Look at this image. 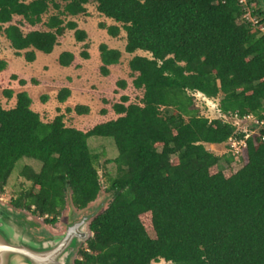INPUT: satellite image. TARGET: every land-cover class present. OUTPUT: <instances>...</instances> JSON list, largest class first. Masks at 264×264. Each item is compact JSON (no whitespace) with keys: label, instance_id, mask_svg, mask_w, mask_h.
<instances>
[{"label":"trees","instance_id":"obj_1","mask_svg":"<svg viewBox=\"0 0 264 264\" xmlns=\"http://www.w3.org/2000/svg\"><path fill=\"white\" fill-rule=\"evenodd\" d=\"M91 1L0 0V36L32 61L35 50L51 53L67 29L77 41L86 39L67 17L87 14ZM93 1L99 13L118 23L106 27L111 36L126 32V52L149 54L128 62L142 97L136 103L122 95L113 104L117 118L84 131L67 126L64 113L43 121L30 95L17 93L14 107L0 105V193L16 163L27 157L41 167L21 168L30 186L11 203L47 223L69 203L85 209L110 194L91 218L74 264H264V142L251 137L243 159L228 155L229 166L221 169V157L205 143L225 142L233 127L201 115L191 94L220 96L223 112L264 109V35L243 19L239 0ZM253 15L264 23L259 4ZM26 24L45 28L24 31ZM99 50L106 76L122 52L105 43ZM74 58L64 51L59 63L68 66ZM7 68L0 58V72ZM117 83L126 86L125 79ZM5 93L11 97L13 91ZM69 95L63 87L57 98L63 102ZM72 110L90 112L82 104L66 108ZM91 136L111 137L118 149L117 172L107 175L106 187L97 167L100 153L88 146Z\"/></svg>","mask_w":264,"mask_h":264},{"label":"rangeland","instance_id":"obj_2","mask_svg":"<svg viewBox=\"0 0 264 264\" xmlns=\"http://www.w3.org/2000/svg\"><path fill=\"white\" fill-rule=\"evenodd\" d=\"M87 8L89 10L88 14L68 16L67 19L71 18L80 21V23L85 25L86 29L88 30L90 37H87L85 41L88 43L90 48V51H88L90 52V58L89 60H85L80 54L83 49H89L88 47L86 48L84 42L76 41L73 31H66L64 36L59 37L60 48L72 50L75 53L76 58L74 62L66 68L58 67L56 64L55 67H58L59 70H54V72L57 76H59V78H61V81L58 80L56 84H53L51 89V91H55L58 90L62 84L73 82L78 96L83 97L85 101L89 103L92 111L87 115H77L74 111L67 112L65 111L66 108H64V111H61L65 113L66 125L76 126L84 130L90 129L99 122L116 118L118 115L113 110V104L119 101L122 95H128L130 98L129 102L138 103L140 101L143 91L134 87L132 83L133 76L131 75L128 62L129 59L135 54L149 55L147 52L141 50L136 51L133 54L125 52L123 47V42L124 46L126 43L125 32L124 39L122 36L114 39L105 30L103 31L98 28L99 23H104L106 25L107 19L110 18L97 12L95 8V1L93 0L87 4ZM51 12H53V10H51ZM46 17L47 15H44V19H46ZM19 19L20 17H17L15 21H18ZM23 28L25 30H29L30 28H45V26L42 24H38L36 26H29L26 24L23 26ZM100 42H106L107 44L113 43L116 46L121 48L123 47L121 61L117 65L113 66L111 73L108 76H103L99 72L98 65L101 63V59L99 55L98 44ZM8 48L9 46L6 44H0V51L3 53V55L9 54L10 56H13V51H8ZM59 50V47H55V51H53L52 54L57 53L58 55ZM40 56H49V58L47 59L46 57V60L43 61L46 63L44 66H33V70L35 72L33 71L32 73L39 74L40 72V76H42L43 73H49L48 71L50 69V65L54 66V60L51 59L50 55H47L46 53H42ZM26 75L27 78H29V76L32 74L26 73ZM9 79H11L10 76H4V78L0 80V104L5 107L12 106V103L10 104L7 101L3 102L5 100L3 98L4 90H2V87H7L8 82L12 84V81ZM120 79L126 80V86L123 87L117 83V81ZM41 95L43 96L44 93H41L40 95L37 94V97L34 95V98L36 105L42 107L43 102L41 100ZM195 95L196 103L200 108L201 115L210 118L217 116V108L219 107L220 96L211 99L206 98L204 95L199 93H195ZM103 107L107 109V112L104 115H102L100 111ZM163 111H165V109ZM169 111H171V109H169ZM56 112L58 111L55 110L54 106H51L49 114L45 117L42 116L43 121L52 120V117ZM205 145L209 150L221 157L219 161V167L221 169H227L229 164L225 160V157H227L229 153L226 150L225 144L205 143ZM88 146L93 153H100V159L97 163V167L99 169L102 184L104 187H106L108 185L106 179L107 175H115L117 172L116 164L113 162L114 158L118 155L116 144L111 137L91 136L88 139ZM24 165H31L35 170L38 171L41 167V162L33 158L24 157L16 163L4 191L0 193V208L14 216L16 220H23L24 223L27 224L30 234L37 239L51 238L54 236V234L64 230L69 224L81 219L85 215H90L92 218L96 212L105 206L110 196V194L102 193L96 201L92 202L85 209H77L71 203H69L66 208L63 209L62 213L55 218L56 220L54 223H47L44 221V218L34 216L28 210L15 208L11 203V201L17 197L22 189L28 188L30 186V182L20 175V170ZM76 250L70 256L67 264H74L73 261L76 257ZM152 264L169 263L161 260L160 262H153Z\"/></svg>","mask_w":264,"mask_h":264},{"label":"crops","instance_id":"obj_3","mask_svg":"<svg viewBox=\"0 0 264 264\" xmlns=\"http://www.w3.org/2000/svg\"><path fill=\"white\" fill-rule=\"evenodd\" d=\"M86 7H87V5H86ZM95 8H96V4H95ZM98 12V11H97ZM89 13V10H88V8H87V14ZM99 13V12H98ZM99 14H101V13H99ZM102 15V14H101ZM17 17H19V16H15V18H14V21H15V19L17 18ZM69 20V19H68ZM70 20H74V21H76V23L78 24V28L79 29H82V30H84L85 32H86V34H87V37H90L89 36V32H88V30L86 29V27H85V25H82L81 23H80V21H78V20H75V19H71L70 18ZM100 24H103V25H105L104 23H99V27L98 28H100L101 30H105L107 33H108V31H107V29H106V27L107 26H109V25H113V24H118V23H116L113 19H107V21H106V25H105V27H102ZM24 29V28H23ZM31 29H37V28H30L29 30H31ZM29 30H25L24 29V31H29ZM68 30H70V31H73V34H74V30H71V29H67L66 31H68ZM124 30H121L120 31V34L117 36V37H119V36H122L123 37V39H124ZM66 33V32H65ZM65 33L62 35V36H64L65 35ZM109 34V33H108ZM110 35V34H109ZM62 36H60V37H62ZM111 36V35H110ZM125 36H126V32H125ZM74 37H75V35H74ZM87 37H86V39H87ZM111 37H113V36H111ZM117 37H113L114 39H116ZM76 39V38H75ZM85 39V40H86ZM91 39V38H90ZM79 41V42H84V45L86 46V48L88 47L89 48V45H88V43L86 42V41ZM77 41V40H76ZM59 42H60V39H58V44L55 46V47H59V52H58V55H57V53L55 54V53H53L52 54V52L53 51H55V47H54V49H53V51L51 52V53H46L47 55H50V57H51V59H53L54 60V66L52 65H50V69H49V73H43L42 74V76H40V72H39V74H37V73H32L34 70H33V66H44L46 63H44L43 61L44 60H46V57H47V59L49 58V56H40L42 53H45V52H43V51H40V50H35V54H36V57H35V59L34 60H32V61H28V60H26V57H25V52H26V50H22V51H20V54H18L17 53V51L11 46V43H10V41L6 38V36H5V34H1V36H0V44L1 43H3V44H6L7 46H9V50L8 51H13V54L15 55H13V56H10L9 54H6V55H3V53H1V51H0V58L1 59H4L5 61H7V63H8V68L7 69H5V70H3V71H1L0 72V80L2 79V78H4V76L6 77V76H10V78L11 79H9L10 81H12V84H10L9 82H8V86L7 87H5V86H3L2 87V90H4L3 91V93H4V95H3V98H4V100L5 101H3V102H8V103H12V106L11 107H5V106H3L2 104H0L3 108H6V109H8V108H12V107H14L15 106V104H16V101H17V99H16V95H17V93H19V92H21V91H26L29 95H30V97L32 98V105H31V108L34 110V111H36V112H38L39 114H40V116H41V119H42V116H47L48 114H49V112H50V107L51 106H54V108H55V110L56 111H58V112H56L55 113V115L52 117V120L54 119V117L56 116V115H58V114H60V113H64V112H62V111H64V108H67V107H70V108H74L77 104H82V105H87V106H89V108H90V112L89 113H91V106L89 105V103H87L86 101H85V99L83 98V97H80V96H78V94H77V92H76V90H75V86L73 85V82H69L68 84H62L61 86H60V88L58 89V90H55V91H51V89H52V86H53V84H56V82L59 80V81H61L60 79L61 78H59V76H57L56 75V73L54 72V70L56 71V70H59V68L58 67H61V68H66V67H69L73 62H74V60H75V58H76V55H75V53L72 51V50H70V49H67V48H60V45H59ZM112 42H114V41H112ZM102 43H105L106 45H108V47L109 48H114V49H118V50H120L121 52H122V55H123V47H124V51H125V46H124V42H123V47L121 48V47H119V46H116V45H114L113 43H109V44H107L106 42H100L99 44H98V50H99V46H100V44H102ZM125 45H126V43H125ZM64 51H70V52H72L74 55H75V58H74V60H73V62L70 64V65H68V66H63V65H61L60 63H59V56H60V54L62 53V52H64ZM88 51H90V48L88 49V50H86V49H83L81 52H80V54H81V56H82V58L83 59H85V60H89V58H90V52H88ZM137 51H140V50H137ZM142 51V50H141ZM84 52H86L87 54H88V57H84L83 56V54L82 53H84ZM126 52V51H125ZM128 53V52H127ZM135 53V52H134ZM130 54H133V53H130ZM99 55H100V50H99ZM135 55H140V54H135ZM134 56V55H133ZM132 56V57H133ZM122 57V56H121ZM131 57V58H132ZM130 58V59H131ZM101 59V58H100ZM129 59V60H130ZM120 61H121V58H120ZM56 64H57V66L58 67H55L56 66ZM101 64H102V62L98 65V67H99V72H100V66H101ZM118 64V63H117ZM117 64H113V65H110L109 66V70H110V73H111V70H112V68H113V66H115V65H117ZM52 67V68H51ZM54 67V68H53ZM42 71H44V70H42ZM47 71V70H46ZM35 72V71H34ZM26 73H29V74H32V75H30L29 76V78H27V75H26ZM101 73V72H100ZM110 73L108 74V75H110ZM13 75H15L16 76V78H13ZM108 75H106V76H108ZM57 76V77H56ZM103 76H105V75H103ZM21 79H24V80H26V84H24V85H22V84H20V82H19V80H21ZM32 80H35L36 82L35 83H33L32 82ZM63 87H67L69 90H70V95H69V97L65 100V101H63V102H60L59 100H58V98H57V94H58V92H59V90L61 89V88H63ZM6 88V89H5ZM36 88V89H35ZM39 88H42V89H39ZM8 89H11L12 91H13V94H12V96L11 97H8V96H6V93H5V91L6 90H8ZM39 92V93H38ZM44 93V95L42 96V97H44V96H46V97H48L47 99H46V101H43L42 100V97H41V100H42V102H43V104H42V107L41 106H37L36 105V101H35V98H34V95H36V97H37V94H41V93ZM75 100H78V101H75ZM74 104H73V103ZM118 102V101H117ZM102 109H105L106 110V112H107V109L105 108V107H103ZM102 109L100 110L101 111V114L102 115H104V114H106V112L105 113H103L102 112ZM62 110V111H61ZM114 110V109H113ZM65 111H66V109H65ZM72 111H74V110H72ZM72 111H70V112H72ZM75 112V111H74ZM115 112V111H114ZM76 113V112H75ZM88 113V114H89ZM116 113V112H115ZM77 114V113H76ZM64 115H65V113H64ZM77 115H80V114H77ZM81 115H87V114H81ZM118 117V116H117ZM116 117V118H117ZM113 119H115V118H113ZM43 120V119H42ZM64 120H65V118H64ZM110 120V119H109ZM49 121H51V120H49ZM49 121H46V122H49ZM106 121H108V120H106ZM105 122V121H104ZM99 123H101V122H99ZM98 124V123H97ZM96 125V124H95ZM67 126H69V125H67ZM71 127H76V126H71ZM93 127V126H92ZM76 128H78V127H76ZM80 129V128H79ZM81 130H84V129H81ZM84 131H86V130H84Z\"/></svg>","mask_w":264,"mask_h":264},{"label":"water","instance_id":"obj_4","mask_svg":"<svg viewBox=\"0 0 264 264\" xmlns=\"http://www.w3.org/2000/svg\"><path fill=\"white\" fill-rule=\"evenodd\" d=\"M91 216L69 224L47 239H37L23 220L0 208V264H67L85 241Z\"/></svg>","mask_w":264,"mask_h":264},{"label":"built area","instance_id":"obj_5","mask_svg":"<svg viewBox=\"0 0 264 264\" xmlns=\"http://www.w3.org/2000/svg\"><path fill=\"white\" fill-rule=\"evenodd\" d=\"M239 4L244 11L243 19L250 22L259 30L260 34L264 35V23L260 22L258 16L253 15V5L249 4L247 0H239ZM195 93L204 95L199 91L191 92L194 97L196 96ZM205 97L209 98L207 96ZM217 109L218 114L213 118H220L224 123L233 127L232 134L223 143L225 144L229 155L235 160L241 161L243 159V151L248 146V140L251 137L257 135L264 142V109H261L258 112L249 111L245 113L239 111L223 112L220 105Z\"/></svg>","mask_w":264,"mask_h":264},{"label":"flooded vegetation","instance_id":"obj_6","mask_svg":"<svg viewBox=\"0 0 264 264\" xmlns=\"http://www.w3.org/2000/svg\"><path fill=\"white\" fill-rule=\"evenodd\" d=\"M251 4L253 5V7H256V5L259 4L264 16V0H255L252 1Z\"/></svg>","mask_w":264,"mask_h":264}]
</instances>
